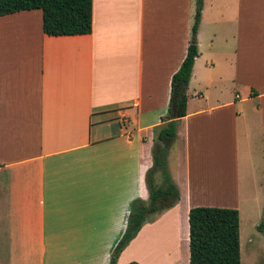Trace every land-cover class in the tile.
<instances>
[{"label": "crops", "instance_id": "crops-1", "mask_svg": "<svg viewBox=\"0 0 264 264\" xmlns=\"http://www.w3.org/2000/svg\"><path fill=\"white\" fill-rule=\"evenodd\" d=\"M195 10L92 0L91 32L58 36L41 9L0 16V264H109L132 201L149 198ZM196 43L166 158L179 198L116 264H190V208L237 209L264 187V0H202Z\"/></svg>", "mask_w": 264, "mask_h": 264}, {"label": "trees", "instance_id": "trees-1", "mask_svg": "<svg viewBox=\"0 0 264 264\" xmlns=\"http://www.w3.org/2000/svg\"><path fill=\"white\" fill-rule=\"evenodd\" d=\"M41 9L42 27L47 35H81L92 30V0H0V16L22 10ZM202 0H196L194 22L186 56L171 78V95L166 117L170 120L157 133L152 149L153 164L146 171L148 200L136 198L130 205L127 225L111 253L109 264L136 236L154 214L169 208L179 191L167 169V153L176 136L178 119L186 114L187 85L195 58L199 55L196 32ZM174 113V115H172ZM161 177V182H157ZM239 210L231 207L194 206L188 212L190 264H241ZM264 231V219L257 225ZM128 264H137L130 262Z\"/></svg>", "mask_w": 264, "mask_h": 264}, {"label": "rangeland", "instance_id": "rangeland-1", "mask_svg": "<svg viewBox=\"0 0 264 264\" xmlns=\"http://www.w3.org/2000/svg\"><path fill=\"white\" fill-rule=\"evenodd\" d=\"M241 194L243 196L238 200L237 207L240 217L241 264H264V231L257 229V225L264 219V187L257 192L244 191Z\"/></svg>", "mask_w": 264, "mask_h": 264}, {"label": "water", "instance_id": "water-1", "mask_svg": "<svg viewBox=\"0 0 264 264\" xmlns=\"http://www.w3.org/2000/svg\"><path fill=\"white\" fill-rule=\"evenodd\" d=\"M172 115H174V113H172Z\"/></svg>", "mask_w": 264, "mask_h": 264}]
</instances>
